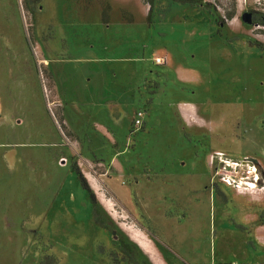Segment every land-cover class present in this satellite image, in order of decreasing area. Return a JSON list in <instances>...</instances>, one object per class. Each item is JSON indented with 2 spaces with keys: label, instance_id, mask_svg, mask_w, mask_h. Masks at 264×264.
<instances>
[{
  "label": "rangeland",
  "instance_id": "obj_1",
  "mask_svg": "<svg viewBox=\"0 0 264 264\" xmlns=\"http://www.w3.org/2000/svg\"><path fill=\"white\" fill-rule=\"evenodd\" d=\"M203 1L0 0V264H264V0Z\"/></svg>",
  "mask_w": 264,
  "mask_h": 264
},
{
  "label": "trees",
  "instance_id": "obj_2",
  "mask_svg": "<svg viewBox=\"0 0 264 264\" xmlns=\"http://www.w3.org/2000/svg\"><path fill=\"white\" fill-rule=\"evenodd\" d=\"M173 3H178V4H188V5H206V6H211L210 3H207L203 0H169ZM142 2L148 6L147 9V14H146V21L148 24L151 23L152 21V16H153V9H154V0H142ZM250 14V22L256 25H263L264 26V12H260V11H255V10H250L249 11ZM103 19H105V14L103 13ZM231 16V15H229ZM255 45L257 47H260L261 44L260 43H255ZM73 171L75 173V175L78 178V181L82 187V189L85 191L89 202L91 204V210H92V216L94 219V222L107 229L110 230V232L113 234V231L111 229H109V225L108 223H106V218L102 215L101 209L97 203L95 194L93 193V191L91 190L88 182L86 181L85 177L82 175L81 171L78 169V167H73ZM264 212V211H263ZM120 242V246H121V251L122 253L125 255L126 260L130 263V264H138L131 252L130 249V244L126 243L125 241H123V239L119 240ZM46 261H48V259H46ZM44 261L42 260L39 264H43Z\"/></svg>",
  "mask_w": 264,
  "mask_h": 264
},
{
  "label": "built area",
  "instance_id": "obj_3",
  "mask_svg": "<svg viewBox=\"0 0 264 264\" xmlns=\"http://www.w3.org/2000/svg\"><path fill=\"white\" fill-rule=\"evenodd\" d=\"M245 1V0H243ZM241 2V0H240ZM154 61L156 62V64L158 65H162L164 62H165V59L163 57H155ZM181 109H184V107H181ZM143 125V121L141 119V117H137L135 120H134V126L139 128ZM213 158H217V160L220 162V163H223L225 164V166H229L230 164V161L228 159H226V157L222 154V153H218L216 152L214 155H211V159ZM67 163V160L66 158H60L59 160V164L64 166L65 164ZM232 180L231 178L225 176L223 181L225 182H228Z\"/></svg>",
  "mask_w": 264,
  "mask_h": 264
},
{
  "label": "bare ground",
  "instance_id": "obj_4",
  "mask_svg": "<svg viewBox=\"0 0 264 264\" xmlns=\"http://www.w3.org/2000/svg\"><path fill=\"white\" fill-rule=\"evenodd\" d=\"M256 173H257V171H256ZM258 175V174H257ZM90 179V178H89ZM250 182V181H249ZM101 183V182H100ZM251 183V182H250ZM91 186H92V188L96 191V193L98 194V198H99V200L101 201L102 200V196L104 197V195L102 194V193H100L99 192V188L98 187H96V186H94V185H92L91 184ZM99 186V185H98ZM246 186V185H245ZM263 189V188H262ZM261 189V190H262ZM103 205L106 207V208H109L110 209V207H108V205H106L105 203H103ZM129 229V228H128ZM131 232V231H130ZM139 236L138 235H135L134 236V238H136L135 240L137 241V243L142 247V248H144L145 249V251H147L148 253L150 252V249H149V245L148 244H146L145 242H143L140 238H138Z\"/></svg>",
  "mask_w": 264,
  "mask_h": 264
},
{
  "label": "crops",
  "instance_id": "obj_5",
  "mask_svg": "<svg viewBox=\"0 0 264 264\" xmlns=\"http://www.w3.org/2000/svg\"><path fill=\"white\" fill-rule=\"evenodd\" d=\"M181 115H182V117H184V118H188V117H191L192 115H193V113H194V111L193 110H189L188 109V111L184 108V109H181ZM191 115V116H190Z\"/></svg>",
  "mask_w": 264,
  "mask_h": 264
},
{
  "label": "water",
  "instance_id": "obj_6",
  "mask_svg": "<svg viewBox=\"0 0 264 264\" xmlns=\"http://www.w3.org/2000/svg\"><path fill=\"white\" fill-rule=\"evenodd\" d=\"M248 16H249V19H248V20H249V22H250V14H249V13H248Z\"/></svg>",
  "mask_w": 264,
  "mask_h": 264
},
{
  "label": "flooded vegetation",
  "instance_id": "obj_7",
  "mask_svg": "<svg viewBox=\"0 0 264 264\" xmlns=\"http://www.w3.org/2000/svg\"><path fill=\"white\" fill-rule=\"evenodd\" d=\"M66 164H67V163H66ZM66 164H65V165H66ZM88 200H89V199H88ZM90 205H91V204H90Z\"/></svg>",
  "mask_w": 264,
  "mask_h": 264
}]
</instances>
